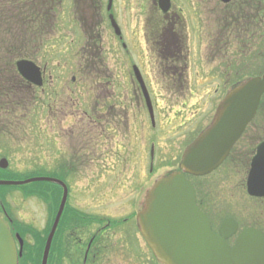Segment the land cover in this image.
I'll use <instances>...</instances> for the list:
<instances>
[{
  "label": "flooded vegetation",
  "instance_id": "flooded-vegetation-1",
  "mask_svg": "<svg viewBox=\"0 0 264 264\" xmlns=\"http://www.w3.org/2000/svg\"><path fill=\"white\" fill-rule=\"evenodd\" d=\"M218 2L214 6L212 0H172L171 10L166 15L161 13L157 0H153L151 6L160 18L170 20V39L176 49L183 43L184 47L189 46L191 53L192 48L198 53L206 46V52L212 49L216 53L225 51V56L234 55L229 65L235 64V82L232 85L224 83L229 89L244 81L247 75L241 76L243 72L264 74V0ZM221 7L224 15L213 25L219 17H216V8ZM218 23L222 24L215 34L212 28ZM152 32L146 21L143 26L146 53L142 63L137 64L154 75L147 85L150 92L160 85L177 90L176 76L183 72L171 66L175 59L162 56L158 38L163 41L167 36L157 38ZM102 33L90 30L87 35L84 48L90 55L89 68H81L80 72L85 83L91 82L80 90L71 86L76 84L75 77L71 78V84H65L59 76L53 75L54 70L48 64L42 69L45 126L33 125V136L37 137L45 129L49 152L47 165L67 178L75 174L76 181L75 186H69L57 242L53 243V256L58 248V264H161L146 243L138 222V213L145 203L146 172L139 153V138L135 137L144 131V119L149 110L140 85L130 73L128 47L131 44L124 39L127 34L114 35L116 45L124 52H111L104 49ZM197 56L195 65L201 67L203 73L213 76L220 73L218 70L212 73L213 68L207 71L212 67L208 60L215 58L204 53ZM220 65L218 63V67ZM134 66L132 63V71ZM160 75L173 76L174 83H162ZM155 81L160 83L154 85ZM26 85L37 89L27 81ZM155 104L154 98L156 111ZM258 118L260 123H254ZM152 127L155 132L158 130L155 122ZM13 128L17 129L12 131L15 138L27 137L19 133L21 126L14 124ZM7 135L8 132L2 137ZM82 136L88 141L84 149L57 146V141L64 145V141L81 140ZM161 140L162 137L159 148ZM263 142L264 97L255 118L216 170L221 172L217 188L205 187L204 182L200 187L195 184L197 204L208 217L212 232L223 236L221 228L227 223L225 241L230 249L238 246L248 249L251 253L248 256L253 259L247 264L258 263L256 258H264V194L252 195L249 190L254 158ZM260 165V170H264V162ZM88 171L93 173L88 175ZM259 175V184L264 185V174ZM63 178L68 183V179ZM0 215L12 225L5 211Z\"/></svg>",
  "mask_w": 264,
  "mask_h": 264
},
{
  "label": "rangeland",
  "instance_id": "rangeland-1",
  "mask_svg": "<svg viewBox=\"0 0 264 264\" xmlns=\"http://www.w3.org/2000/svg\"><path fill=\"white\" fill-rule=\"evenodd\" d=\"M15 1L16 0H0V11H3L6 14L4 16L5 18L7 17L8 7L11 8V6H15ZM152 1L153 0H116L113 5L111 12L115 15L119 25L126 31L127 36L124 35V39H128L131 44V46L128 47L131 51L129 56L131 59L129 60L130 66L131 63H142L143 57L145 56L146 50L144 49L143 40V26L145 21L144 10L150 9ZM81 3L86 4L83 0H68L65 6L63 5L60 7L61 9L58 10V19L52 18V13L47 11L48 14L46 18L55 19L54 28L48 26L49 30L47 37L49 39L45 37V40H43V38L37 37L25 47L22 46L17 52L15 51L18 45L7 47L5 50L6 55L2 64L8 66L10 61L16 56L34 58L37 63H41L40 65L42 67L44 66L42 63L45 62V65L48 64L49 66H47L54 70L53 74L57 77L59 76L60 81H63L65 84H71V78L75 77L76 84H71L72 88L80 90V87L84 84H89L91 81L85 83V79L82 78L83 74L80 72V69L83 68L85 64L89 63L90 60V55L84 48L90 30L103 32L101 37L104 42V47H106L104 48L105 50L107 49L111 52H124V50L116 45L113 30L110 25L107 26L105 23L108 18V0H96L94 4H92V7L86 9L80 6ZM212 3L215 6V4H218L219 2L218 0H212ZM29 5L32 8H39L40 16L37 17L43 28L45 20H43L44 17L42 19L41 13L46 11L45 0H35ZM223 10V7L216 8V17H219L213 25L223 17ZM31 14H33V12ZM24 22L32 31H38L36 24L31 25L26 18L24 19ZM221 24L222 23H218L216 28H212V32L218 34V29ZM133 45H136L137 48L134 49ZM205 49L206 46L202 48V52L199 51L198 54L204 53L208 57L215 58V60L210 59L208 61L212 64L211 68L220 72L219 76H221V80L218 76L203 79L196 73L197 69L193 64V58L197 61L198 54H195V52H193L194 49H192L189 71L191 85L188 87L187 92L182 94L179 93L177 96H173L174 94L170 96L169 92L161 88H156L157 90L153 91L159 105L172 109L173 106L182 105L183 101H186L187 104L191 102L189 104V106L192 105L190 111H194V113L186 114L187 109H185V107H180L182 111L185 110V118L187 120L191 118L189 120V126L191 128L186 126L190 131L182 132L180 129L174 131L172 129L177 127V124L174 123L173 127L168 130L170 133L165 136L168 137V139L162 141L160 148L159 141L163 135V130L161 129L158 117L155 115V124H157V127L159 125L156 132L152 127L149 115L145 118L148 127L145 126L144 131L142 133L140 132L139 136H136L135 138H139L138 147L140 149L139 153L143 159L146 172L145 188L147 189L155 182L154 180L158 176H164L169 170L176 168L181 159L185 144L188 142L190 143L198 134V131L202 130L206 124L210 123L215 108H217L218 104L228 91V87L225 88L224 83L228 82L229 85H232L235 82V64L229 65L230 62L235 59L234 55L230 53L227 56L224 54L223 56H217V53L212 49L208 52H206ZM0 57H2V53H0ZM218 63H221L219 67ZM131 72L132 71H130V73ZM229 72L232 74H229ZM258 72H240V75L251 76ZM260 73L261 71L258 74ZM196 74L198 76H196ZM144 76L147 82H151V78L154 75L144 70ZM160 81H155L154 85L158 84V82L160 83ZM164 98H166V100H164ZM82 99H84V97H82ZM162 101H164V103H161ZM196 101L199 102L198 105H200V107L196 106ZM36 120L39 122L38 126L44 127V125L41 124L45 122V119L42 116H37ZM162 122L165 123L164 120ZM254 123L259 124L260 118L256 119ZM30 131H32V129H30ZM34 132L37 133V131ZM51 132L57 134V131ZM38 135L44 140V142L43 140L37 141L34 140V137H30V141H28L25 146L21 145L22 149H18V151H23L25 154H20L21 152H19L16 155H10V167L8 170L0 172V181H22L20 176L28 177L34 173L43 174L44 176H59L60 171H57L56 169L54 171L51 169V166L47 165L46 158H48L49 152H47L48 143L45 140V129L38 133ZM84 138L85 137L82 136L81 140L76 139L71 142L68 140L64 141V145L59 141L57 146H70L75 148L83 147L82 149H84L88 144L87 139ZM8 148V143L0 144V161L3 157H6L5 152ZM153 149L154 155L152 159ZM33 164L40 165L37 171L25 170L34 167ZM57 172L59 174H57ZM86 173L90 175L93 172L88 171ZM220 178L221 172L218 171L217 174L210 178L195 180V184L197 187H200L204 182L205 187L216 189ZM75 182V174H71L70 177H68V183L73 187V185L75 186ZM85 183H87V181L84 182V185ZM2 188L3 187H0V207L5 206L16 223L19 221L18 219H20V223L27 225V227L21 225L22 229L27 231L25 234H21H23V239L29 242L26 249L28 264H40L48 231L50 227H52V223L57 215L58 204H60V200L58 201L60 191L56 187H48L44 184H36V187L32 188L29 186L4 187L7 191L1 190ZM73 189L74 188H72V190ZM32 193H37V195L34 194L29 196ZM24 194L27 197L26 199H24ZM39 238H41V241L38 240ZM57 256L58 248L55 249L51 262H55Z\"/></svg>",
  "mask_w": 264,
  "mask_h": 264
},
{
  "label": "water",
  "instance_id": "water-1",
  "mask_svg": "<svg viewBox=\"0 0 264 264\" xmlns=\"http://www.w3.org/2000/svg\"><path fill=\"white\" fill-rule=\"evenodd\" d=\"M170 1L160 0L164 12L169 10ZM113 25L119 34V27L114 20ZM18 67L24 77L41 84L40 72L32 63L20 62ZM136 75L149 101L138 70ZM263 94L264 76L252 78L231 90L220 103L211 125L186 149L180 170L161 178L148 192L144 209L138 218L143 235L162 264H247L248 260L253 259L248 256L251 254L248 249L239 246L230 249L225 241L227 235L224 228L227 223L221 228L223 236L212 232L209 219L196 204L194 186L185 174L207 175L225 160L246 126L254 118ZM261 161H264V143L259 147L250 176L249 190L253 195L264 194V185L259 184V174H264V170H258ZM0 166L7 168V161L2 160ZM38 181L57 183L65 188L58 216L44 250L42 264H47L51 244L67 199V187L59 180L46 177L25 182L0 181V185H23ZM255 261L263 264L264 258L259 257ZM0 264H18L14 238L1 218Z\"/></svg>",
  "mask_w": 264,
  "mask_h": 264
},
{
  "label": "trees",
  "instance_id": "trees-1",
  "mask_svg": "<svg viewBox=\"0 0 264 264\" xmlns=\"http://www.w3.org/2000/svg\"><path fill=\"white\" fill-rule=\"evenodd\" d=\"M56 2H57V0H45V10H46V11H43V12L41 13V17H45V29H46V27H48V24L46 23V17H47V14H48L49 11H52V10H55V9H56V6H55ZM47 11H48V12H47ZM32 12H33V17H34L33 24H36V25H37L36 27H38V29L41 30V27H40V25L38 24L39 18L37 17V16H40V10H39V8H37V7L32 8ZM30 33H31V30H28V34H27V35H29ZM26 38H27V37H26ZM26 38H24V39H26ZM24 41H25V40H24ZM19 43L21 44V43H22V40H20ZM3 98L7 101L8 105H9L10 107H13V103H12L11 101H9V97H7L6 95H4ZM45 186H46V185H45ZM22 235H23V234H22ZM40 239H41V238H39L38 240H40ZM40 241H41V240H40ZM41 252H42V250H41ZM40 255H41V254H40ZM24 261L26 262L25 264H28V260H27V258H26V254H25V256H24Z\"/></svg>",
  "mask_w": 264,
  "mask_h": 264
}]
</instances>
